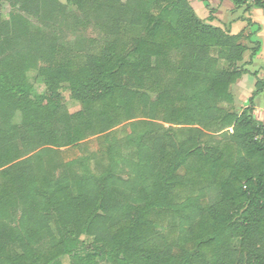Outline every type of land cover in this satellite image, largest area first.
I'll list each match as a JSON object with an SVG mask.
<instances>
[{
	"label": "trees",
	"instance_id": "16d2710c",
	"mask_svg": "<svg viewBox=\"0 0 264 264\" xmlns=\"http://www.w3.org/2000/svg\"><path fill=\"white\" fill-rule=\"evenodd\" d=\"M2 2L0 264H264V77L237 114L242 34L187 0ZM87 26L111 40L95 54L49 37Z\"/></svg>",
	"mask_w": 264,
	"mask_h": 264
},
{
	"label": "crops",
	"instance_id": "0c3cea01",
	"mask_svg": "<svg viewBox=\"0 0 264 264\" xmlns=\"http://www.w3.org/2000/svg\"><path fill=\"white\" fill-rule=\"evenodd\" d=\"M187 1L199 19L224 28L231 35L242 34L240 43L246 47V51L238 67L246 72L230 88L234 110L240 114L242 110L250 107L249 100L256 90V81L264 77L263 72L253 73L249 70L258 59L261 58L264 61V8L248 9L247 5L236 7L231 0ZM254 99L253 116L264 125V109L256 105Z\"/></svg>",
	"mask_w": 264,
	"mask_h": 264
},
{
	"label": "rangeland",
	"instance_id": "374dc122",
	"mask_svg": "<svg viewBox=\"0 0 264 264\" xmlns=\"http://www.w3.org/2000/svg\"><path fill=\"white\" fill-rule=\"evenodd\" d=\"M0 13L1 17L3 19L9 18V13L13 12L12 7L8 2H2L0 4ZM264 15V14H263ZM25 21L30 25V29L32 32H38V30L42 27L34 17H28L25 15H22ZM264 17V16H263ZM43 28V27H42ZM44 29V28H43ZM46 29V28H45ZM48 34L49 31L45 30ZM62 35V36H61ZM56 36V39L63 38L64 43L69 44L70 46H74L78 50H90V53L95 54V52H98L99 45L103 42H108L111 40H106L103 36L100 35L98 30H95L91 26H87L84 28H80L76 33L74 34H66V32H63L62 30H54L51 33V38H54ZM61 41V40H59ZM90 45V46H89ZM96 49V50H95ZM82 53V52H81ZM75 54H80L76 52ZM251 72H263L264 74V61L262 59H258L254 66L250 67L249 69ZM27 76V83L32 88L33 92V98L39 99V96L42 95L45 91V80L42 75H40L38 72L34 70H28L26 71ZM63 88L59 92L60 95L63 97V105L64 107L70 112H76L80 110V104L78 102H74L70 99L69 93L66 90V86H62ZM254 103L257 105H260L262 109H264V93L258 94L255 99ZM20 116V115H17ZM20 118H16L15 123H19ZM121 131L120 127L117 131L118 136L121 137L123 134L119 133ZM101 264H108L106 260L100 261Z\"/></svg>",
	"mask_w": 264,
	"mask_h": 264
},
{
	"label": "built area",
	"instance_id": "2783aa9c",
	"mask_svg": "<svg viewBox=\"0 0 264 264\" xmlns=\"http://www.w3.org/2000/svg\"><path fill=\"white\" fill-rule=\"evenodd\" d=\"M246 3L250 5L264 4V0H246Z\"/></svg>",
	"mask_w": 264,
	"mask_h": 264
}]
</instances>
